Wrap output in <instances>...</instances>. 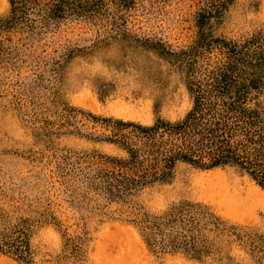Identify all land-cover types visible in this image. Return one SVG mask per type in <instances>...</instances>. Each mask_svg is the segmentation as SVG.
I'll return each mask as SVG.
<instances>
[{"label":"rangeland","instance_id":"obj_1","mask_svg":"<svg viewBox=\"0 0 264 264\" xmlns=\"http://www.w3.org/2000/svg\"><path fill=\"white\" fill-rule=\"evenodd\" d=\"M252 169L264 0H0V264H264Z\"/></svg>","mask_w":264,"mask_h":264},{"label":"bare ground","instance_id":"obj_2","mask_svg":"<svg viewBox=\"0 0 264 264\" xmlns=\"http://www.w3.org/2000/svg\"><path fill=\"white\" fill-rule=\"evenodd\" d=\"M226 197L234 200L237 206H245L249 200L264 203V190L254 182H247L244 184L241 191H238V189L227 190L223 195V198Z\"/></svg>","mask_w":264,"mask_h":264},{"label":"trees","instance_id":"obj_3","mask_svg":"<svg viewBox=\"0 0 264 264\" xmlns=\"http://www.w3.org/2000/svg\"><path fill=\"white\" fill-rule=\"evenodd\" d=\"M230 131H226V134L228 135ZM220 149V148H218ZM224 150V149H221ZM217 157L213 158V164H218V163H225L230 161H235L237 162L239 165H241L244 168H249L251 169L252 167L250 166V162L248 161V159H243L240 160V157L236 156V153L234 151H231V149L226 148V150L224 151H220V153L216 154ZM261 165V164H260ZM252 173L255 175V177H257V179L260 180V182L264 185V172L260 175H258L256 173V171L254 169L251 170ZM261 173V171H259Z\"/></svg>","mask_w":264,"mask_h":264}]
</instances>
